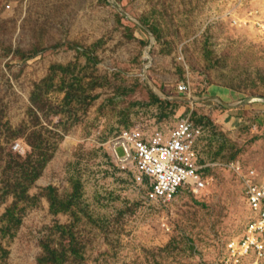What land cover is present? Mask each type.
I'll use <instances>...</instances> for the list:
<instances>
[{
  "label": "rangeland",
  "instance_id": "374dc122",
  "mask_svg": "<svg viewBox=\"0 0 264 264\" xmlns=\"http://www.w3.org/2000/svg\"><path fill=\"white\" fill-rule=\"evenodd\" d=\"M261 11L264 0H0V264H254L229 249L249 208L226 164L264 180ZM184 116L202 128L205 187L151 201L113 138Z\"/></svg>",
  "mask_w": 264,
  "mask_h": 264
},
{
  "label": "built area",
  "instance_id": "2783aa9c",
  "mask_svg": "<svg viewBox=\"0 0 264 264\" xmlns=\"http://www.w3.org/2000/svg\"><path fill=\"white\" fill-rule=\"evenodd\" d=\"M263 32L264 18L256 24ZM181 92L187 90L180 84ZM202 128L189 117H182L168 131H146L126 128L113 138L117 158L132 163L149 180L147 198L169 201L180 190H202L205 181L200 172L197 140ZM119 148L122 153H119ZM227 167L237 173L244 184L249 216L244 234L229 243L231 256L239 262L246 256L255 258L254 264L264 262V180L256 169L246 167L239 160H231Z\"/></svg>",
  "mask_w": 264,
  "mask_h": 264
},
{
  "label": "bare ground",
  "instance_id": "6f19581e",
  "mask_svg": "<svg viewBox=\"0 0 264 264\" xmlns=\"http://www.w3.org/2000/svg\"><path fill=\"white\" fill-rule=\"evenodd\" d=\"M258 9H260V8H258ZM261 13H262V11L259 13V15H257V16H255V17H253V18H255V25L258 23V20L259 19H262V18H264V16L263 15H261ZM240 19V18H239ZM240 21H241V19H240ZM250 23V21L248 20V21H246V26L248 25V23ZM241 24H242V21H241ZM256 30H258V32L261 34L262 33V36H263V32L260 30V29H256ZM258 33V34H259ZM115 142H113V154L115 155V156H117L116 155V151H115ZM130 164H132V163H130ZM249 216V215H248Z\"/></svg>",
  "mask_w": 264,
  "mask_h": 264
}]
</instances>
